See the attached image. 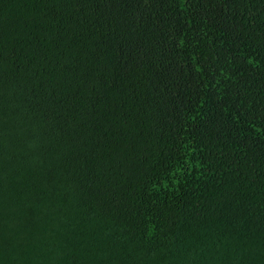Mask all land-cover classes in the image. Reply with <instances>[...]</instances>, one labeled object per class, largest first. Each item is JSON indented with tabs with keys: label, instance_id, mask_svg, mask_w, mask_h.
Instances as JSON below:
<instances>
[{
	"label": "trees",
	"instance_id": "1",
	"mask_svg": "<svg viewBox=\"0 0 264 264\" xmlns=\"http://www.w3.org/2000/svg\"><path fill=\"white\" fill-rule=\"evenodd\" d=\"M0 264H264V0H0Z\"/></svg>",
	"mask_w": 264,
	"mask_h": 264
}]
</instances>
